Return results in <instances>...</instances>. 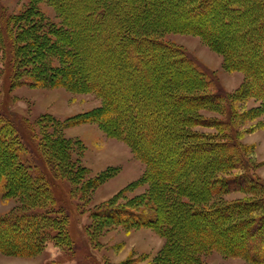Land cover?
Returning a JSON list of instances; mask_svg holds the SVG:
<instances>
[{"label": "trees", "instance_id": "16d2710c", "mask_svg": "<svg viewBox=\"0 0 264 264\" xmlns=\"http://www.w3.org/2000/svg\"><path fill=\"white\" fill-rule=\"evenodd\" d=\"M54 1L63 17L62 26L57 31L55 27L54 32L64 37L62 42L57 39L55 45L70 59L67 81L72 88L93 91L103 99L102 106L96 109L99 113L90 115V120L99 122L136 148L150 163L160 187L151 190L152 197H147L143 205L108 206L95 214L103 213L124 226L156 227L169 242L165 258L158 264H206L200 256L212 250L264 263V181L252 172L253 164L235 137L232 121L235 110L230 93L213 90L212 76L190 52L163 39L168 32H201L224 54L231 68H242L249 74L251 83L255 84L253 88H259L264 96V0ZM228 6L236 14L232 17L226 13L221 25L231 31L239 26L238 19L246 20L245 27L238 28L230 37H249L252 45L247 52L252 57L248 62H238L237 57L242 61L244 52L236 55L233 44L225 45L214 31L212 24L216 19L212 16ZM34 9L31 13L24 12L17 25H13L10 13L0 9V48L4 50L11 85L18 75L17 67L31 72L35 66L43 70L39 62L40 51L44 49L40 34L43 44L51 41L50 33H41L40 26L49 23L37 7ZM187 19L201 21L200 32L193 31ZM35 50L36 62L32 56ZM27 61L30 65H25ZM172 64L176 65L175 70L170 68ZM185 71L189 77L181 73ZM53 72L49 70L48 78L54 77ZM43 78L40 75L26 83L39 85ZM162 101L164 114L157 107ZM221 105L226 111L225 118L209 121L219 129L215 137L222 141L217 143L227 146L220 150L224 155L213 164L195 162L199 155L193 152L208 151L215 146L195 140L200 134L193 131L194 125L207 123L195 124L196 119L203 117V108ZM21 124L0 109V196L16 195L23 200L21 209L0 216V251L32 254L42 249L48 239L70 245L73 241L69 215L56 205L52 184L67 172L73 178H80L76 176L77 160L59 155L69 152L68 147L74 145L66 136L46 130L43 133L35 126L28 133ZM52 124L60 126L55 120ZM169 125L172 131H168L166 140L178 149H172V154L181 168L163 175L141 139L155 143L159 131ZM30 147L43 163L45 172H38L28 163L26 152ZM186 153L194 154V162L186 158ZM198 178L203 179L200 188L194 185L196 180L200 181ZM235 192L248 197L222 198ZM217 220L223 226L212 229L211 221ZM226 231H229L227 237ZM236 233L243 235L231 241Z\"/></svg>", "mask_w": 264, "mask_h": 264}, {"label": "rangeland", "instance_id": "374dc122", "mask_svg": "<svg viewBox=\"0 0 264 264\" xmlns=\"http://www.w3.org/2000/svg\"><path fill=\"white\" fill-rule=\"evenodd\" d=\"M36 7L40 10L42 18L49 23V26H40L41 33H50V37L47 36L51 41L43 44L45 42L41 39L43 34H40V43L44 49L40 51L39 62L43 64V70L35 66L36 69L31 72L23 67H17L18 75L14 77L15 80L11 85L10 74L5 68L4 50L0 48V109L22 123L21 128L28 133L29 128L35 126L36 130L43 133L46 130L55 132V135L66 136L73 143V148L68 147L69 152L64 154L62 152L59 155L61 158L67 156L77 160L79 172L76 176L80 178H73L71 173L67 172L60 175V178L54 180L52 184L56 205L63 207L69 215L68 227L73 242L64 245L63 242L57 243L53 239H48L42 249L32 254L0 251V264H158L162 258H165L169 242L156 227L124 226L103 213L95 214L96 211L108 206L143 205L147 197H152L151 190H159L160 187L150 163L136 148L114 135L99 122L90 120V115L95 116L99 113L96 109L102 106L103 99L93 91L74 89L67 81L66 71L70 59L60 51L59 45H55L56 41L64 39L56 33L57 28L62 26L63 17L55 1L0 0V9L12 15L13 25L21 22L24 12L31 13ZM226 13L232 17L236 14L229 6L227 10L220 9L212 16L216 19L212 24L214 31L225 45L233 44V52L236 55L244 52L240 57L242 61L237 57L238 62H248L252 57V53L247 52L252 45L249 37L236 39L230 37L232 32L245 27L246 20L238 19L239 26L227 31L221 25ZM207 21L211 23L210 20ZM187 22L193 31H199L201 21L187 19ZM222 29H225L224 33ZM163 39L180 45L190 52L212 76L213 90L224 89L230 93L235 110L232 118L236 127L235 137L243 145L246 155L253 164L252 172L264 181V96L260 95L259 88H253L255 84L251 83L250 76L244 69L231 68L224 54L215 49L201 32H168L164 34ZM33 45H30L27 52L31 51ZM36 50V54L32 53L34 62L38 55ZM151 63L154 64L153 60ZM25 65H30V62L27 61ZM175 67L176 65L172 64L170 68L175 70ZM49 70L55 71L52 79L48 78ZM181 73L188 76L186 71ZM40 75H44V78L39 85L26 83L27 80L36 79ZM171 75L174 78V74ZM163 104L164 101L157 107L162 108L158 112L164 114ZM224 112L226 111L223 105L201 110L203 117L196 119L195 124L202 121L207 123L194 125L193 131L200 134L195 140L209 142L215 146L208 151L204 149L193 152L199 155L195 162L213 164L216 160L220 161V157L224 155L220 150H225L227 146L217 143L222 141L215 137L219 129L209 121V119L225 118ZM45 114L48 117L43 119L42 115ZM172 117L169 120L172 121ZM52 120L59 122L60 126H54ZM168 131H172L170 125L159 131L160 136L155 137V143H151L150 139H141L143 144L148 145V155L154 156V162L163 170V175H166V172L171 173L175 168H181L174 159L175 155L172 154V149L176 147L167 141V135L170 134ZM228 131L230 129L225 130ZM193 153L189 156L186 153V158L192 161ZM26 159L38 172L46 171L32 148L26 152ZM198 179L200 181L196 180L193 184L200 188L203 179ZM96 180L99 182L96 183ZM241 197L248 195L235 192L225 194L222 198L233 200ZM22 202L23 200L16 195L0 196V216L21 209ZM217 223L218 220L211 221L210 227L219 229L221 224ZM228 233L229 231H226L224 236L227 237ZM242 235L238 236L236 233L231 237V241L236 237L240 239ZM230 247L233 249L231 244ZM200 257L206 264H258L239 255H225L220 250L202 253Z\"/></svg>", "mask_w": 264, "mask_h": 264}]
</instances>
